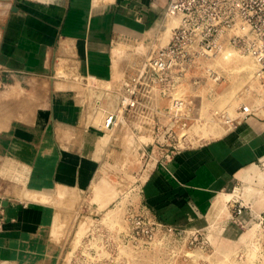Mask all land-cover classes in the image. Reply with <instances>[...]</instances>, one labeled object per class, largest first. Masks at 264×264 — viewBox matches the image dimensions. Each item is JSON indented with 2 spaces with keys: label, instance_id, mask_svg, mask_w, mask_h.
Listing matches in <instances>:
<instances>
[{
  "label": "crops",
  "instance_id": "0c3cea01",
  "mask_svg": "<svg viewBox=\"0 0 264 264\" xmlns=\"http://www.w3.org/2000/svg\"><path fill=\"white\" fill-rule=\"evenodd\" d=\"M165 6L166 0H0V109L12 107L13 112L0 113V172L33 171L26 180L31 191L0 174V264H53L44 258L52 210L40 200V180L49 174L52 188L59 189L64 185L58 173L65 153L77 158L82 154L72 100L43 99L44 109L37 115L21 116L14 114L15 108L22 111L30 100L2 101V96L26 88L42 93L62 77L107 82L115 69L116 43L155 37ZM67 107L70 115L64 113ZM4 124L7 130H1ZM87 132L83 154L90 153L95 140ZM262 159L264 119L251 117L236 130L154 169L140 188L141 206L165 226L199 222L218 195L234 190Z\"/></svg>",
  "mask_w": 264,
  "mask_h": 264
},
{
  "label": "rangeland",
  "instance_id": "374dc122",
  "mask_svg": "<svg viewBox=\"0 0 264 264\" xmlns=\"http://www.w3.org/2000/svg\"><path fill=\"white\" fill-rule=\"evenodd\" d=\"M163 23L164 26L157 28L159 31L157 35L167 42L171 36L169 28L175 24V21L169 19ZM126 48L121 44V51ZM120 52L114 46L116 73L120 68L117 59ZM218 61L224 71V82L214 87L213 96H208L210 89L207 88L200 92V96L205 101V110L227 109L233 114L242 102L252 99L245 86L251 82L256 71H252L250 66L253 62L256 63L253 58L241 54H234L231 59ZM241 62L248 63L244 66ZM77 77L71 80L66 77L56 78L54 84H48L42 93L26 88L25 91H15L14 94H10L9 91L1 99L2 101L13 98L29 99V107H22L20 112H18L19 108H15L14 114L21 116L37 115L44 109L41 105L43 99L72 100L73 104L77 105L75 113L79 117L78 142L82 154H78L77 158L69 152L65 153L58 173V178L64 181V185L59 189L55 187V191L52 188L51 197L46 195L40 198L52 210L47 225L48 250L44 255L47 262L53 264H264V250L255 252L246 248L250 241L256 243L253 239L254 231L236 228L230 219L232 204L237 199L249 203L256 210L264 208V166L260 163L251 166L255 172L242 177L244 181L238 185L242 190L237 193L233 190L226 192L233 196L220 211H214L212 205L208 216L203 220L174 228L172 231L169 227L159 226L154 220H150L151 216L142 208L138 194V186L144 179V170L141 168L145 159L128 151L130 141L122 139L120 132L106 133L101 130L105 112L115 107L116 99L111 100L109 97L103 100L100 114L96 113L93 116L92 123L88 118L92 116L90 115L92 93L86 88V80L81 76L75 80ZM2 109H0L2 114H13L10 111L12 107ZM63 109H65L64 113L71 114L69 107ZM51 110L53 111V106ZM263 114L264 111L260 116ZM6 125L4 124L1 130H7ZM211 129L208 132H211ZM85 131L95 138L89 154H83L87 142ZM212 132L216 137H220L225 131L222 126H216ZM120 146L124 148L123 152L119 149ZM75 162L78 163L74 165ZM31 173L33 174V171H18L16 168L0 172L10 183L20 185L23 190L30 188L26 180ZM60 174H63V178L59 177ZM41 186H43L42 181ZM246 186L256 189L257 192L250 194L243 192ZM42 190L44 191L45 188ZM32 198L38 200V195H32Z\"/></svg>",
  "mask_w": 264,
  "mask_h": 264
},
{
  "label": "built area",
  "instance_id": "2783aa9c",
  "mask_svg": "<svg viewBox=\"0 0 264 264\" xmlns=\"http://www.w3.org/2000/svg\"><path fill=\"white\" fill-rule=\"evenodd\" d=\"M161 17L162 25L165 20L175 21L167 42L158 35L149 41H125L127 48L117 57L119 71L114 69L107 85L81 77L93 97L88 117L92 123L103 100L116 99L115 107L105 112L101 130L120 132L122 139L130 141L128 151L145 159L138 194L154 169L203 146L208 137L217 138L212 132L216 126L228 133L251 117L264 119V114L260 116L264 111V0H166ZM234 54L249 56L256 63L245 86L252 99L242 102L233 114L227 109L207 111L200 92L207 88L208 96H213L214 87L225 80L218 60ZM119 149L124 151L122 146ZM259 163L264 166L263 159ZM230 219L236 228L254 231L256 243L250 241L247 250H264V208L256 210L237 199ZM3 220L0 198V231Z\"/></svg>",
  "mask_w": 264,
  "mask_h": 264
},
{
  "label": "bare ground",
  "instance_id": "6f19581e",
  "mask_svg": "<svg viewBox=\"0 0 264 264\" xmlns=\"http://www.w3.org/2000/svg\"><path fill=\"white\" fill-rule=\"evenodd\" d=\"M118 42V41H117ZM117 47V51L119 50V52L122 50L121 49V44L120 43H116V45H115V48ZM122 52V51H121ZM120 52V53H121ZM254 60V59H253ZM246 63H248V62H246ZM246 63L245 62H241V64H243L244 66L246 65ZM251 64H252V62H250ZM250 68H251V70L252 71H254V70H256V64H254V62H253V64L250 66ZM249 68V69H250ZM105 83V84H104ZM103 84L104 85H106L107 84V82H104ZM98 114H100V112L99 113H97V115ZM41 178H39V180H40ZM40 181H42V183H43V188H45V190H44V192L42 193V197H45L46 195H52V186H51V182H50V176H49V174H47V175H45V178H43V179H41ZM41 183V182H40ZM240 190H242V189H237L234 193H237V192H239ZM256 189H254V188H252V187H249V186H246L245 188H244V190H243V192H245V193H254V192H257V190L255 191ZM259 192V191H258ZM233 195L232 194H230V193H224V194H221V195H219L216 199H215V201H214V204H213V210L214 211H220L225 205H226V203L228 202V200L232 197ZM51 197V196H50ZM248 234V233H247Z\"/></svg>",
  "mask_w": 264,
  "mask_h": 264
}]
</instances>
